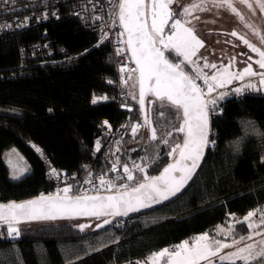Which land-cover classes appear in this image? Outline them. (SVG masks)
<instances>
[{"label": "trees", "instance_id": "obj_1", "mask_svg": "<svg viewBox=\"0 0 264 264\" xmlns=\"http://www.w3.org/2000/svg\"><path fill=\"white\" fill-rule=\"evenodd\" d=\"M46 39L53 48L47 59L35 49ZM96 43L97 34L83 28L69 12L57 21L0 33L2 201L38 196L41 190L52 192L44 161L33 145L55 166L81 175L85 163L98 159L92 151L97 140H104L103 122L117 127L129 116L115 101L116 84L108 83L116 80L110 45L96 47ZM166 53L171 61L179 62L174 53ZM94 94L109 99L93 104ZM133 103L135 112L130 117L142 120L138 102ZM220 108L222 114L211 115L214 135L210 140L215 147L207 150L195 178L177 197L130 218H116L100 230L92 226L81 232L77 220L25 222L19 225L21 235L12 240L5 238L6 231L0 227V264H16V255L24 264H40L39 253L46 255L48 264H67L68 260L74 264H143L152 252L204 232L214 235L219 225H234L232 238L249 235L247 224L237 221L264 206V92L231 94L220 101L217 113ZM148 109L158 133L164 136L173 129L175 113L158 103H148ZM241 121L254 122L261 136L251 130L246 135ZM144 128L126 137L124 161L131 164L146 151L144 163L151 164L159 154L157 163L147 169L154 176L172 159L164 153L159 136L157 141L149 138L147 144H140ZM176 138L181 143L183 136L173 132L170 139ZM238 140L237 151L233 142ZM10 149L29 163L28 171L16 179L5 161ZM141 177L138 172L133 185ZM85 221L90 224L98 219Z\"/></svg>", "mask_w": 264, "mask_h": 264}, {"label": "snow or ice", "instance_id": "obj_2", "mask_svg": "<svg viewBox=\"0 0 264 264\" xmlns=\"http://www.w3.org/2000/svg\"><path fill=\"white\" fill-rule=\"evenodd\" d=\"M108 2L112 4L113 0ZM212 2L215 7L226 8L235 14L241 22L245 21V16L238 10L237 4L246 6L253 13L257 8L264 13V0H212ZM175 3L178 5L179 0H175ZM173 6L174 0H118V3L113 5L112 12V15L116 17L112 26L115 27L118 23L121 27L122 31L119 35L126 36L123 43L131 53L130 59L135 63L134 69L128 68L127 65L119 69L122 74L121 83L127 87L128 81L135 75L132 87L138 86L139 89L138 95L136 92H130L129 95L138 102L144 123L133 126L132 134L135 136L140 127H147L151 131L150 140H158L157 129L152 126L149 115L151 109L145 107L146 98L151 97L149 104L158 103L161 109L167 108L175 113V124L173 129L167 132V136H172L173 132L183 136L182 143L174 144L167 153L173 161L155 176H149L147 169L157 163L159 154L151 161V164L134 162L132 169L127 164L123 165L124 176H117L115 180L100 179V187L112 193L108 195H101L99 189H94L97 193L95 195H89L87 191H84L73 196L71 195L72 185H66L62 189H57L54 195L41 194L35 199L21 203L15 201L0 203V227L6 231L5 238L12 240L18 238L21 235L19 225L26 221H51L90 216L97 219L104 218L102 224L95 225L96 228H102L111 223L107 219L109 216H127L130 212H138L141 208L170 200L182 193L193 180L197 169L201 167L206 149L215 147V141L210 140V135H214L211 130L210 116L223 113L222 108L217 113V108L220 101L230 94L220 90L234 81H240V86L232 89L231 94L239 96L245 92H264V50L261 47L236 31H232L230 35L238 37L252 53L257 54L258 58L253 61V58L248 56V60L253 62L246 63V66L239 71L231 70L236 63L235 56L231 57L227 64L221 63L218 66L216 63H209L207 57L198 56L200 49L204 48V41L196 35L194 26H191L192 21L186 18L191 16L193 9L200 8L201 11L208 9L195 3L191 7L185 6L179 12V15L185 18L180 19L176 18L177 13ZM95 19L98 20L101 17H95ZM17 25L23 26L19 21ZM10 27L11 25L7 24L0 25V30ZM246 27L252 29L260 44L264 45V35L260 34L259 29L252 24H246ZM102 35L103 38L95 45L96 47L108 39L106 32ZM166 52L169 55L174 53L179 62L170 61ZM123 53V49L117 50L118 55ZM194 57L196 59H193ZM200 59L204 61L203 66L199 63ZM253 63L259 70L254 69ZM187 66H191L189 71L185 70ZM204 69L214 71L209 75ZM125 73L127 78L123 75ZM201 80L203 86L198 83ZM108 83L112 81L109 80ZM108 99L107 96L94 97L92 103L96 104ZM160 115L163 116V112ZM241 123L244 125L246 135L251 130L252 134L261 136L254 122L241 121ZM103 124L111 127L108 121H104ZM160 142L165 145L169 143L167 139H162ZM119 143L117 141V144ZM233 144L238 151L240 141H235ZM100 147V142L97 140L96 151H100ZM36 151L41 152V149L36 148ZM261 162L264 163V160ZM11 163L9 161L10 166ZM117 163L119 159L113 163L111 171H117ZM133 170L142 173V179L136 182L135 186L127 183L117 185L116 180L135 181ZM50 175L59 177L61 173L52 168ZM85 183L91 184L92 181L89 178L85 180ZM257 215L260 217L259 223L253 220V217ZM237 223H246L250 230L249 235L227 243L210 237L207 232L198 234L191 241L186 239L179 244L151 253L143 264H217V261L220 264L225 262L237 264V261L241 264H264V231L258 230L264 226V210L248 211ZM90 227H92L90 224L78 225L81 232ZM233 228L234 225L229 226L226 231L218 226L217 234L224 233L230 236ZM254 237H261V239L254 240ZM242 241L251 242L243 243L241 246ZM225 249L234 250L225 252ZM39 256L40 264H48L44 253H39ZM15 260L16 264H24L19 255H16ZM67 264H74V262L68 260ZM132 264H142V262L135 261Z\"/></svg>", "mask_w": 264, "mask_h": 264}, {"label": "built area", "instance_id": "obj_3", "mask_svg": "<svg viewBox=\"0 0 264 264\" xmlns=\"http://www.w3.org/2000/svg\"><path fill=\"white\" fill-rule=\"evenodd\" d=\"M116 3H118V0H113L112 4H110L108 0H0V25H11L10 28L0 30V33L23 30V28L42 25L50 20L57 21L65 12H69L76 17L78 21L81 22L83 28L90 31L92 30L97 34L96 44H98L103 38L102 34L106 32L108 34V39L104 41V43L110 45L116 70V80H109H111L112 83H115L117 86L116 88L118 89L115 98L118 108L129 115L117 127L109 123L108 124L111 125L110 128L103 125L101 128V134L104 136V140L100 143V151H96V145L93 146L94 148L92 151L93 156L98 159L93 163H85L84 172L81 175L70 174L66 169H61L49 161V159L43 155L42 150L41 152L36 151L42 161H44L47 179L52 183L53 190L49 194L56 193L57 189H62L66 185H72L71 195L81 194L84 191H87V193H96L94 189H99V192H106L105 189L101 188L99 185L101 178L115 180L117 176H124L123 165L125 164H127L130 169L133 168L132 163L130 164L124 161L125 149L123 144L127 136L133 135L132 127L137 124L143 125L144 122L130 117V115L135 112L133 100L129 95L130 92L134 91L132 85L135 82V75L132 80L128 81L127 87L121 83L122 74L119 69L124 65H127L130 69H134L135 66L130 59L126 45L123 43V41L126 40V36L122 37L119 35L122 31L121 27L118 23L115 27L112 26L113 20L116 19V17L112 15V12L114 11L113 5ZM95 17H101V19L97 20ZM17 21L23 26H18ZM35 47V49L41 53L42 57L46 59L52 55L53 48L48 39L37 43ZM118 49L124 50L123 55L117 54ZM123 75L127 78V73ZM102 96L103 95L94 94L93 98ZM141 129L142 127L139 128L136 135ZM117 141L120 143L117 144ZM34 148L36 150L37 147ZM117 159H119V163L116 164L117 171L113 172L111 171L112 165ZM52 168H55L57 172L61 173V175L59 177L51 176L50 170ZM89 173H91V177H89ZM137 174L138 171L133 170L135 178ZM89 178L92 183H85V180ZM115 182L117 185L127 183L130 186H133L135 181L116 180ZM114 191L115 190H113V192ZM41 194L47 193L44 190H41L39 195ZM0 201H2L1 197ZM257 209L264 210V206L258 207ZM171 246L173 245H170L169 247Z\"/></svg>", "mask_w": 264, "mask_h": 264}, {"label": "rangeland", "instance_id": "obj_4", "mask_svg": "<svg viewBox=\"0 0 264 264\" xmlns=\"http://www.w3.org/2000/svg\"><path fill=\"white\" fill-rule=\"evenodd\" d=\"M243 8H245V6ZM195 10L200 12V14H202V12H203V11L200 10V8L193 9L192 12L195 11ZM245 11H247V8H245ZM257 11L258 12L255 15L254 14L253 15L255 16V18H257L256 21H257V23L259 22L258 25L261 26L260 30L262 32H264L263 31V26H262L263 21H264V13L259 12L258 8H257ZM186 18L190 19L192 21V25L191 26H194L196 35L201 40L204 41V48L200 49V52L198 53L199 57H207L209 63H216L219 66V64H221V63L227 64L228 61L231 59V57L235 56L236 57V63L233 66V68L231 69L232 71L242 70L243 67L246 66L247 62L243 60L244 59L243 53L235 48V46L233 45L234 44V40L233 39H231L229 36L227 37V36L219 34V33L214 34V33H211V32H207L205 30V28H207L208 25H205V23L208 22V21H206V20H205V22H203L201 20L191 18V16H188ZM245 21H246L247 24H252L253 26H256L255 25V21H253L254 22L253 23V22H251V20H249L247 18H245ZM213 26L214 25H211L210 27H213ZM255 28H257V27H255ZM165 32H166V34L168 33L167 30H165ZM193 59H196V57H194ZM199 63H200L201 66H203V63H204L203 59H200ZM190 69H191V66H187L185 70L189 71ZM204 71L207 72L209 75H211L214 70L213 69H204ZM198 83H200L201 86H203V81L202 80L198 81ZM240 84H241L240 81H234L232 84L227 85L225 89H221L220 91L229 92L230 93L229 95H231V90L234 89L235 87L240 86ZM133 92L137 93V88H134ZM213 95H215V94H213ZM229 95H227V96H229ZM152 126L157 129V135L160 137V140L167 139L169 141V144H171L170 147H168V144L165 145V144L161 143L162 146H163L164 153L165 152H169L171 150V147L174 144L179 143L178 138H176L175 140H172V139H170V137H172V136H167V134H164V136H162L163 134H161L160 132L158 133L159 127H157V126H155L153 124H152ZM142 134L143 135H142V139H141L140 144L141 145L142 144H147L148 143V139L151 136L150 129L147 128V127L144 128V131H143ZM13 150L14 149L7 150L6 155H5V161L8 162V164H9V161L12 162L11 166L9 164L10 174H11L12 178H14V176L16 178H18V177L24 175L28 171L29 163L25 161L23 156L18 151H13ZM146 155H147L146 151H144V154H142V157L143 158H147ZM159 158H160V156H159ZM147 159H135V160H132L131 163L135 162L136 164H143ZM171 159H173V158L171 157ZM14 168H15V171H14ZM257 217H259V215H257ZM253 220L258 223V220L254 219V217H253ZM77 222H78V224H88L89 223V222H86L85 220H77ZM95 223L96 222H92V223H90V225L93 226ZM225 230H226V228H225ZM204 233H206V232H204ZM220 234H222V233H220ZM239 239L240 238H237L235 240H239ZM233 240L234 239H229V240L222 239V241L227 242V243H231ZM254 240H259V237H254ZM244 242L245 243L246 242L250 243L251 241H242L241 242V246L243 245ZM232 250H234V249H225V252L232 251Z\"/></svg>", "mask_w": 264, "mask_h": 264}, {"label": "flooded vegetation", "instance_id": "obj_5", "mask_svg": "<svg viewBox=\"0 0 264 264\" xmlns=\"http://www.w3.org/2000/svg\"><path fill=\"white\" fill-rule=\"evenodd\" d=\"M199 4L201 7H206L208 10L203 11L202 14L198 12L197 10L193 11L191 13V18L199 17L198 20H201L203 22L208 21L205 23V25H208L205 30L207 32H211L214 34H222L225 36H229L231 39L234 40V46L237 50L243 53L244 61L253 62L255 59L258 58L256 53H252L250 49L247 48L246 45H244L238 37H233L230 35L232 31H236L239 35L245 36L246 39H248L250 42L256 44L258 47H261L262 50H264V45L260 44V41L258 40L257 36L253 34V30L246 27V21L241 22L238 17L231 13L226 8H217L215 7L212 0H179V4L177 5L174 0V11L177 13L176 18L184 19V17H181L179 15V12L182 10L183 7H191L192 4ZM236 7L238 10L245 16V18L251 20V22L255 21L254 27H257L260 31V34L264 35V32L260 30V27L257 23V18H255V14L258 12L257 9L255 13L253 11L249 10L247 8V11H245L244 5L237 4ZM260 12V11H259ZM254 14V15H253ZM254 23V22H253ZM211 25H214L213 27H210ZM263 31H264V21H263ZM165 30L168 31V28ZM262 32V33H261ZM248 56H251L253 58V61L248 60ZM253 67L255 70H259L258 66L253 63Z\"/></svg>", "mask_w": 264, "mask_h": 264}, {"label": "water", "instance_id": "obj_6", "mask_svg": "<svg viewBox=\"0 0 264 264\" xmlns=\"http://www.w3.org/2000/svg\"><path fill=\"white\" fill-rule=\"evenodd\" d=\"M129 51V50H128ZM166 54V56H167V53H165ZM129 55H131V53H130V51H129ZM169 59V58H168ZM170 60V59H169ZM132 61V60H131ZM171 61V60H170ZM173 62V61H172ZM132 63H133V65L135 66V63H134V61H132ZM175 63V62H174ZM137 88V95H138V91H139V89H138V86L136 87ZM149 98H151V97H147L146 98V101H145V107H146V109H148V101L150 100ZM138 107H139V109H140V106H139V104H138ZM140 111V110H139ZM141 116H142V114H141ZM211 116H210V123H211ZM142 122H144V120H143V116H142ZM210 138H211V135H210ZM182 140H183V138H182ZM182 143V142H181ZM207 150L208 149H206V151H205V156H206V152H207ZM205 156H204V158H205ZM204 160V159H203ZM203 160L201 161V163L203 162ZM173 161V159L172 160H170L169 162H167L166 164H165V166L168 164V163H171ZM165 166H163V168L165 167ZM163 168L158 172V173H156V174H154V176L155 175H159V173L163 170ZM200 170V168H198L197 169V173H198V171ZM196 173V174H197ZM196 176V175H195ZM195 176L193 177V179L195 178ZM192 181V180H191ZM191 181L189 182V184L191 183ZM136 185V184H135ZM135 185H133V186H135ZM189 186V185H188ZM188 186H186V188L188 187ZM184 191V190H183ZM182 191V192H183ZM55 193H53V194H49V193H47V194H44V195H54ZM89 195H95V194H97V193H88ZM99 194H101V195H108V194H112V193H109V192H99ZM75 195H78V194H75ZM75 195H73V196H75ZM38 196H40V195H38ZM38 196H32V197H30V198H26V199H19V201H17V200H14V199H12V200H7V201H0V203H8V202H11V201H15V202H17V203H21V202H24V201H28V200H32V199H35V198H37ZM178 196V195H177ZM177 196H175V197H177ZM175 197H172L171 199H173V198H175ZM170 199V200H171ZM167 201L168 200H166V201H164L163 203H160V204H153L151 207H148V208H141L138 212H142V211H144V210H147V209H151V208H155L156 206H158V205H161V204H164V203H167ZM138 212H130L127 216H118V217H111V216H109V217H107V219H109L111 222L114 220V219H116V218H119V219H122V218H130L131 216H133V214H136V213H138ZM88 219H97V218H95V217H90V216H79V217H74V218H72V219H57V220H51V221H26L27 223H31V222H54V221H65V220H73V221H76V220H88ZM103 219L104 218H100V219H98V221L93 225V227H94V229L95 230H100V229H103V228H105L106 226H108L109 224H107V225H104L102 228H96L95 227V225L97 224V223H103ZM21 223H25V222H21ZM111 224V223H110Z\"/></svg>", "mask_w": 264, "mask_h": 264}, {"label": "crops", "instance_id": "obj_7", "mask_svg": "<svg viewBox=\"0 0 264 264\" xmlns=\"http://www.w3.org/2000/svg\"><path fill=\"white\" fill-rule=\"evenodd\" d=\"M254 219H256V220H258V223H259V219H260V217H254ZM224 226V227H223ZM219 227H222V228H226V231H227V229L229 228V225L228 224H225V225H219ZM218 228V227H217ZM217 228L215 229V233H214V235L213 234H209L210 235V237H212V238H215V239H219V240H222V239H227V240H229V239H237V238H232L231 237V235L230 236H226V235H224V233H222V234H217ZM260 231H264V226H262L260 229H259ZM259 239H261V237H259ZM191 241V240H190ZM182 242V241H181ZM245 243V242H244ZM246 243H248V242H246ZM161 250V249H160ZM159 251V250H158ZM225 251V250H224ZM155 252H157V251H155ZM153 253V252H152ZM150 255V254H149ZM237 262H239V261H237Z\"/></svg>", "mask_w": 264, "mask_h": 264}]
</instances>
